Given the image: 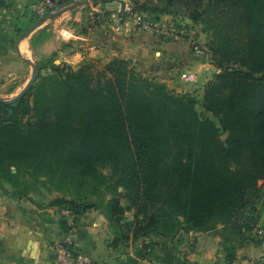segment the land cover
<instances>
[{
  "label": "trees",
  "instance_id": "obj_1",
  "mask_svg": "<svg viewBox=\"0 0 264 264\" xmlns=\"http://www.w3.org/2000/svg\"><path fill=\"white\" fill-rule=\"evenodd\" d=\"M107 1L113 0L94 2ZM132 5L147 15L154 11L153 20L175 6L192 8L194 21L204 5L236 13L225 42H214L218 71L201 96L218 121L198 114L196 91L177 92L132 59L115 57L101 68L85 60L73 68L51 58L37 63L27 93L0 101L1 192L31 201L41 188L56 193L35 203L55 207L58 217L50 220L64 236L95 208L114 244L210 232L221 237L225 260L233 263L245 244L262 241L258 230L264 229L256 203L264 181V0Z\"/></svg>",
  "mask_w": 264,
  "mask_h": 264
},
{
  "label": "crops",
  "instance_id": "obj_2",
  "mask_svg": "<svg viewBox=\"0 0 264 264\" xmlns=\"http://www.w3.org/2000/svg\"><path fill=\"white\" fill-rule=\"evenodd\" d=\"M35 1L0 0V85L17 83V90L23 89L33 73L31 61L37 64L48 57L54 58L56 64L68 63L73 68L85 60L104 65L115 57L132 59L145 74L154 67L155 75L163 77L161 81L177 92L196 91L206 77L204 74L217 71L214 64L190 52L186 42L165 41L150 31H135L132 22L120 13V3L124 2L119 0L98 3L83 0L74 8L72 4L60 12L61 16L80 7L82 13L78 11L77 15L80 24H72L68 29L64 25L60 28L50 25L47 33L41 35L48 22L45 20L26 35L27 29L40 21L31 12ZM95 12L99 19L93 24ZM86 22L89 29L82 30ZM63 30H69L70 37L65 38ZM202 69L206 71L197 84L184 83L177 74ZM197 92L202 96L203 86ZM27 202L32 205H24L22 199L0 192V264L55 262L54 245L65 238L57 223L50 220L58 217V212L55 207L44 208L29 199ZM69 221L73 223L74 218ZM263 230H258L262 241L245 244L233 263L225 260L221 237L210 232L181 231L174 240L149 236L114 244L113 230L95 208L80 216L71 240L76 250L87 253L97 264H264Z\"/></svg>",
  "mask_w": 264,
  "mask_h": 264
},
{
  "label": "rangeland",
  "instance_id": "obj_3",
  "mask_svg": "<svg viewBox=\"0 0 264 264\" xmlns=\"http://www.w3.org/2000/svg\"><path fill=\"white\" fill-rule=\"evenodd\" d=\"M82 1L83 0L76 1V3H73V6H71V8L80 6L79 4H81ZM119 1L124 2V3L128 2L131 4L133 3L136 5H139V2H142L144 0H137V1H139L138 3H135L136 0H119ZM88 2L90 3L91 1H88ZM93 3H95V2H93ZM81 10L82 9L80 7L75 9V10H70L69 13L63 17L61 16V13H59V12L50 13L45 18L46 20H48V22H47L46 26L41 29V31H40L41 35H43L44 33H47V31H48L47 29H48V27H50V25L54 26L56 28H60V26L64 25L68 29V28L72 27L71 26L72 24L73 25H78V23L80 24V22H79L80 19L78 18L77 15H78V11H81ZM83 10H85V9H83ZM191 11H192V8H186L183 6H175L172 13H165L164 15H161V17H160L161 19H166L168 21L174 22L173 28L176 29V31H178V34H179L178 35L180 38L179 40L171 39L168 41L186 42L188 44L187 49L190 52L194 53L200 59H203L204 61H207V62L215 65V61H216V56L214 54V46L216 45L215 43L217 42V43H219L218 45H221L222 41L225 42V37H227L226 33L228 32L229 24L231 23V21H234L236 19V13L230 12V9L227 7L220 6L216 9H211L210 7H207L206 5H204L202 8L199 9V13H200L199 19L197 21H194L191 18ZM150 12H152V13H148V16H149V14H150V16H153L155 14L154 11H150ZM81 13H82V11H81ZM36 21H37V19H36ZM82 26L83 27L81 29L83 30L84 27H86V29H89L90 25H89V22H86V24H82ZM92 28H94V25H92ZM64 32L65 31L63 30L62 35L66 38L67 36L65 35ZM150 32L154 36H156L157 38L167 41L166 38H163L160 35L159 36L155 35L152 31H150ZM194 42H198L203 47H205L207 54L204 56H199L198 54H196L193 51V47H192ZM49 59H51V58L48 57L45 60L42 59L39 61V63L42 64V63L48 61ZM95 65L99 68L104 66L103 64L98 63V62H95ZM134 65L137 69H139L137 64H134ZM47 71H42V73H45ZM190 71H192V70H190ZM204 71H206V70L202 69V70H199V72H196V71H192V72L197 73L198 80H199L202 77V73L204 74ZM214 71L215 70H213V72H211V73L208 72V73L204 74V76H206V77H204V79L200 82V88L199 89H201L202 86L204 87L205 83L207 82V78L212 74L211 75L212 77L210 78V79H212L218 70L216 72H214ZM181 72L182 71L177 73L179 77H180ZM155 73H156L155 69H154V67H152V71L148 74H145V75H147L149 77H157L156 79L161 81V79L163 77H161L160 75H155ZM30 78H32V75ZM27 83L28 82H26L22 88H24L27 85ZM184 83H186V82H184ZM190 84H194V83H190ZM195 84H197V83H195ZM17 86H18L17 83H8L7 85H0V96L4 99H11V98L15 97L22 90L21 89L18 91ZM199 89L196 90V94H195L196 97H198V102L196 104V110H197L198 114L202 118H211L217 122L218 118L215 115H213L212 113L208 112L204 108L203 100L201 98V94H198V92H197V91H199ZM227 135L228 134H223L221 139L225 140ZM14 171H16V170H14ZM37 184L40 185V183H37ZM259 184L262 186V190H263L262 193L263 194H262L261 199L258 200L256 203H258V205L261 206V209L263 208L262 209V211H263L262 212V215H263L262 220H263V217H264V181H260ZM5 185L11 191L12 190L14 191V188L10 184L5 182ZM0 192H1V189H0ZM55 195H56V193H54L53 195H49L45 192L44 189L41 188V190H39L38 192L32 193L31 197L34 199V204H35L36 201L46 202V201L52 199V197H54ZM20 199L23 200L24 205L25 204H28L29 206L32 205L31 203L27 202L28 199H25V198H20ZM123 201L125 202L126 200L124 199ZM127 217L128 218L132 217L131 211L127 212ZM260 235L261 234L258 233V236H260Z\"/></svg>",
  "mask_w": 264,
  "mask_h": 264
},
{
  "label": "built area",
  "instance_id": "obj_4",
  "mask_svg": "<svg viewBox=\"0 0 264 264\" xmlns=\"http://www.w3.org/2000/svg\"><path fill=\"white\" fill-rule=\"evenodd\" d=\"M64 0H36L31 4V12L34 17L38 20L46 18L52 12H59L66 10L70 4L62 2ZM78 1V0H76ZM91 1L95 0H84ZM95 12L92 15V23L97 19ZM120 13H122L125 18H128L134 26L135 31H152L155 35H160L167 40L176 39L179 40V34L176 29H174V22L168 21L166 19L153 20L147 14L135 10L131 3H120ZM65 35L70 37L69 30H66ZM193 51L199 56H204L207 54L205 47H203L198 42H194L192 45ZM180 79L186 83H197L198 75L190 70L183 71L180 73ZM60 214L67 217L71 216L69 210L63 209ZM72 244L71 235H67L63 242H58L54 245V264H97L94 259L79 250L71 249L68 245Z\"/></svg>",
  "mask_w": 264,
  "mask_h": 264
},
{
  "label": "water",
  "instance_id": "obj_5",
  "mask_svg": "<svg viewBox=\"0 0 264 264\" xmlns=\"http://www.w3.org/2000/svg\"><path fill=\"white\" fill-rule=\"evenodd\" d=\"M97 1V0H95ZM62 11H59V13ZM46 19L43 18L40 21H38V23H36L35 25H33L32 27H30L29 29H27V31L25 32L26 35L30 34L36 27H38L40 24H42ZM32 67H33V73H32V78L28 81L27 85L13 98L11 99H4L0 96V101L4 102V103H12L15 100H17L18 98H20L21 96H23L30 88L31 86L34 84V82L37 79V75H38V66L35 62L31 61Z\"/></svg>",
  "mask_w": 264,
  "mask_h": 264
}]
</instances>
